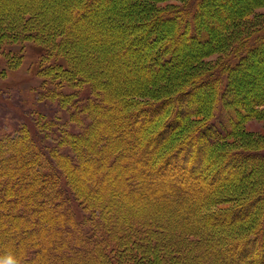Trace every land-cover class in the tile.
<instances>
[{
  "label": "trees",
  "instance_id": "trees-1",
  "mask_svg": "<svg viewBox=\"0 0 264 264\" xmlns=\"http://www.w3.org/2000/svg\"><path fill=\"white\" fill-rule=\"evenodd\" d=\"M161 1L66 0L74 13L59 26L24 4L15 15L1 9L0 45L34 40L46 60L65 58L40 68L41 89L75 129L56 132L63 116L38 110L16 132H0V259L264 264V138L245 128L264 117L251 76L264 53V14L258 0L217 13V0ZM100 12L115 15L120 31L110 38H126L114 67L123 73V56L134 55L132 78L142 83L126 76L121 90L75 63L72 43L85 33L71 35ZM87 56L101 71L110 59ZM98 177L103 187L92 194ZM147 197L158 212L132 204Z\"/></svg>",
  "mask_w": 264,
  "mask_h": 264
},
{
  "label": "rangeland",
  "instance_id": "rangeland-1",
  "mask_svg": "<svg viewBox=\"0 0 264 264\" xmlns=\"http://www.w3.org/2000/svg\"><path fill=\"white\" fill-rule=\"evenodd\" d=\"M67 1L73 2V0ZM253 1L254 0H217L216 4H218V7L212 5L211 10L214 7L213 10L217 13L220 11H230L231 9H240L249 3H253L252 5H254L255 1ZM0 2V11L1 9L5 10L7 7L10 9L13 8L12 14L15 15L17 11L20 12L21 8L18 7H21L24 4L26 7L31 8V10L36 9L39 13H37L38 16L43 23L46 21L53 22V24L58 26L69 22L74 13L73 9L75 8L73 3L72 5L70 4L71 7H69V4H65L66 0H0ZM256 2L258 5L260 4L256 11L264 14V0H258ZM38 3L41 4L39 5ZM179 3V0H164L157 5L167 6L169 4L176 5ZM78 24L79 25L74 29L75 32L71 35V39L73 37L77 39V32H84L90 36V31H93V39L88 38L87 35L84 36V34L78 39V43H72V50L74 51L76 64H82L84 61L89 71H94L93 73H106L104 74L106 78L103 81L106 82V79L108 78L111 82L120 84L121 90L127 86V83H125V78L127 77L128 83L129 81H132L130 83H133V81H140V83H142L140 78H132L136 68V62L133 57L134 55L126 54L123 56L126 59L124 66L122 65L124 68L123 73L121 70L114 67V61L117 58L116 53H118V49L122 46L123 41L126 40V38L121 41L112 40L110 38L109 34L112 36L120 31V29L116 27L115 15L113 17L111 15L110 17L109 13L104 12L102 14V12H100V15L97 17L95 15H90L88 18H84V20L78 22ZM91 51H97L101 57L104 54L109 56L110 59H108V64L104 66L102 71L98 69L99 67L97 68L95 66H98L96 58L87 56ZM46 54V47L40 45L39 42L34 40L19 42L6 41L0 45V132H2V130H5L8 133L16 132L15 130L18 128L19 124L24 121L30 122L29 118H31L32 113L36 116L35 112L38 110L44 114L45 119H51L53 116L54 120L56 117L63 116L64 119H60L59 126L55 127L56 132L60 130L59 127L75 129V127H73L74 125L72 123L70 124L68 120V113L60 108L59 102L43 98L41 88L44 78L39 73L40 68L44 67V63L55 62L56 59L64 61V65L66 64L64 57H51L46 60ZM216 59L217 56L213 54L207 58V62L213 64ZM256 64L254 73H252L251 76L253 82H256L255 84L259 85L260 90L264 91V53L256 58ZM63 91L71 90L65 88ZM109 94L111 93L109 92ZM223 116H225V114H223ZM66 121H68V125H65ZM245 128L247 132H252L251 134L254 136L256 135L259 138H264V117L247 120L245 122ZM51 140L53 141V139ZM230 140H228L230 143L228 146L231 145L230 148L239 146L238 143L233 142L232 139ZM96 181V186H91L88 192L93 194L98 192L97 188H99V190L102 189L103 182L100 177L96 178ZM117 183L118 181H116V184ZM159 200H162V198ZM159 200L157 199L155 202ZM132 204L134 206L141 204L144 208L143 213L145 214L154 211L158 212V209H160L158 205L152 203V197L144 198L141 202L135 200ZM129 205L130 203H128L127 206Z\"/></svg>",
  "mask_w": 264,
  "mask_h": 264
},
{
  "label": "clouds",
  "instance_id": "clouds-1",
  "mask_svg": "<svg viewBox=\"0 0 264 264\" xmlns=\"http://www.w3.org/2000/svg\"><path fill=\"white\" fill-rule=\"evenodd\" d=\"M0 264H17V261H15L11 256H8L0 259Z\"/></svg>",
  "mask_w": 264,
  "mask_h": 264
},
{
  "label": "bare ground",
  "instance_id": "bare-ground-1",
  "mask_svg": "<svg viewBox=\"0 0 264 264\" xmlns=\"http://www.w3.org/2000/svg\"><path fill=\"white\" fill-rule=\"evenodd\" d=\"M33 1V0H32ZM1 3V2H0ZM24 3V2H23ZM7 4H8V2H7ZM39 4V3H38ZM41 4V3H40ZM39 4V5H40ZM14 6V5H13ZM30 6V5H29ZM34 6V5H33ZM22 7V6H21ZM21 7H18V8H21ZM45 7V6H44ZM3 8V7H2ZM26 9V8H25ZM29 10V9H28ZM44 10V9H43ZM11 12H12V10H11ZM16 12V11H15ZM18 12V11H17ZM23 12V11H22ZM41 12V11H40ZM46 13V12H45ZM9 14V13H8ZM9 16V15H8ZM4 17V16H3ZM55 17V16H54ZM12 19V18H11ZM54 19V18H53ZM57 20V19H56ZM16 21V20H15ZM50 21V20H49ZM17 22V21H16ZM20 22V21H19ZM36 22V21H35ZM21 23V22H20ZM53 23V22H52ZM35 24V23H34ZM37 24H39V23H37ZM30 25V24H29ZM48 25V24H47ZM50 25V24H49ZM23 26H24V24H23ZM25 27V26H24ZM34 27V26H33ZM38 28V27H37ZM25 29V28H24ZM44 29V28H43ZM183 37V36H182Z\"/></svg>",
  "mask_w": 264,
  "mask_h": 264
}]
</instances>
